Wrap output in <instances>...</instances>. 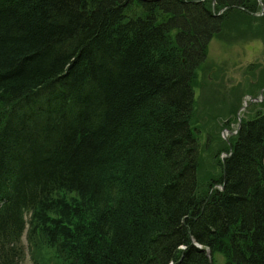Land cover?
Listing matches in <instances>:
<instances>
[{
  "label": "trees",
  "instance_id": "trees-1",
  "mask_svg": "<svg viewBox=\"0 0 264 264\" xmlns=\"http://www.w3.org/2000/svg\"><path fill=\"white\" fill-rule=\"evenodd\" d=\"M259 8L0 0V264L24 230L32 264H264V94L206 187L194 98L207 43Z\"/></svg>",
  "mask_w": 264,
  "mask_h": 264
},
{
  "label": "rangeland",
  "instance_id": "rangeland-1",
  "mask_svg": "<svg viewBox=\"0 0 264 264\" xmlns=\"http://www.w3.org/2000/svg\"><path fill=\"white\" fill-rule=\"evenodd\" d=\"M255 13L250 17L237 12L228 16L207 43L204 69L201 66L198 71L195 124L202 165L197 177L203 187L219 174L214 162L220 142L227 143L230 136L225 129L237 130L239 119L250 118L263 99L258 92L264 89V13ZM251 95L256 101L249 102ZM22 244L27 251L25 235ZM23 263L32 264L28 253Z\"/></svg>",
  "mask_w": 264,
  "mask_h": 264
},
{
  "label": "water",
  "instance_id": "water-1",
  "mask_svg": "<svg viewBox=\"0 0 264 264\" xmlns=\"http://www.w3.org/2000/svg\"><path fill=\"white\" fill-rule=\"evenodd\" d=\"M199 247V246H198Z\"/></svg>",
  "mask_w": 264,
  "mask_h": 264
}]
</instances>
